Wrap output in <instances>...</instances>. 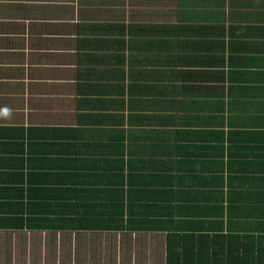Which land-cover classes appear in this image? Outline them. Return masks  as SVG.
I'll use <instances>...</instances> for the list:
<instances>
[{"label":"crops","instance_id":"0c3cea01","mask_svg":"<svg viewBox=\"0 0 264 264\" xmlns=\"http://www.w3.org/2000/svg\"><path fill=\"white\" fill-rule=\"evenodd\" d=\"M147 1L125 40L138 62L95 66L80 89L83 66L0 79L40 86L14 114L0 98V125L24 128L22 146L0 141V216L33 225L0 229V264H167L190 228L264 232L261 0Z\"/></svg>","mask_w":264,"mask_h":264},{"label":"trees","instance_id":"16d2710c","mask_svg":"<svg viewBox=\"0 0 264 264\" xmlns=\"http://www.w3.org/2000/svg\"><path fill=\"white\" fill-rule=\"evenodd\" d=\"M1 1L0 67L4 66V68H0V79L6 77V74L12 76L15 70L16 73H20L14 66H27L26 54L21 51L25 49L26 44L23 41L22 44L18 45L17 41L23 39L21 36L26 33V22L30 20L41 22V27L34 25L35 33L40 35L41 41L37 39L38 41L43 44L51 42L54 46L57 45V48L65 42L68 47L67 52L71 51L72 53L70 57L73 58L74 66H83L77 71L78 89L85 85L81 80V74L84 75L83 80H85V76L88 77L95 66H119L120 57L124 58L125 61L130 60L131 63L138 62L134 56L133 40L131 41V51H128L129 58L127 59L125 55L126 35L131 33L134 23L126 21L127 14L121 13V8L112 6L122 0H77V2L68 0L63 2V6L50 8H46L44 5L37 8L28 4L30 0ZM136 1L133 0V7H136ZM139 1H141L140 4L146 5L141 8L140 14H151L148 6L150 3L147 0ZM103 4L111 6L114 10L107 8V11H104L102 9ZM263 18L264 0H261L254 14V21L257 23L263 21ZM249 20L250 18L244 21L246 24L249 22V25H253L254 21ZM51 27H57L54 30L57 32L51 31ZM188 28L194 27L186 26V31L189 30ZM32 50L35 49L32 47ZM121 50L122 54H120ZM114 72V78H117V69ZM115 91L116 94L114 89L109 92L117 95V90ZM10 129L12 131H9ZM23 132L22 126H14L12 123L9 125L2 124L0 125V141L12 140L14 145L22 146ZM12 151V149L8 150V153ZM7 216H0L1 230L20 229L28 221V225L33 226L30 223L31 220H26L23 210L12 215L13 218H7ZM191 229L186 230L187 234L171 235L172 239L178 241L180 245L169 247L167 264H264V232L259 235L211 236L225 242L221 248H217L214 243L208 246L204 243L211 239L209 235L198 234L196 231L198 228ZM1 264H10V260L6 262L4 258Z\"/></svg>","mask_w":264,"mask_h":264},{"label":"rangeland","instance_id":"374dc122","mask_svg":"<svg viewBox=\"0 0 264 264\" xmlns=\"http://www.w3.org/2000/svg\"><path fill=\"white\" fill-rule=\"evenodd\" d=\"M67 1L68 0H30V3L28 4L32 6H36L37 8H39L38 6H43V5L46 8H50L52 6H60V5L63 6L64 5L63 2H67ZM0 2L2 1L0 0ZM75 2H77V0H75ZM132 2L133 0H122L118 4L112 5L121 8L120 9V11H122L121 13H125V15L127 14V20H126L127 22L131 21V19L134 16L135 7L132 6ZM94 5L97 6L96 4ZM77 8H78V4H77ZM107 8L113 9L111 6H106V4H103L102 9L104 11H107ZM34 25L35 26L40 25L41 27V22L35 20L27 21L26 31H25L26 33L23 36H21V38L23 39H19L17 41L18 45L22 44L23 41L26 44L25 49L21 50L23 53L26 54V65L31 66L30 69H33L32 66H35V70L42 69L41 66H45L48 70H53L54 66H74L73 58L70 57L72 53L71 51L67 52L68 47L65 44V42L62 43L61 47L59 48H57V45L54 46L53 44H51V42H45V44L41 43L40 42L41 39L39 38L40 35H37L35 33ZM56 29L57 27H51L50 30L56 33L57 31H54ZM47 30H49V28H47ZM37 39L40 41H38ZM45 39H47V37H45ZM32 47L35 50H32ZM18 67L22 68V71L24 73V66H18ZM0 68L3 69L4 67L1 66ZM32 73L33 71L28 72V75L26 76L24 82L22 83L14 82L11 80H4V81L0 80V82L3 83V84L0 83V85H2L0 90H3L4 92L6 91V94L0 92V98H4L3 102H5V107H6V110H4L5 112H10L14 114V112L20 111L21 108L23 107L26 108L27 105L30 107L32 106L30 105V102L28 100L23 103L21 101L24 94L25 97L26 94L31 95L32 93L35 92V90H38V88L40 87L34 85L37 84L36 81H33L31 83L30 76L32 75ZM41 84L44 85L45 83H41ZM59 86L61 85L58 82H56L51 87V89L53 91H58L60 89ZM12 87H18V88L11 89L12 90L11 91L9 88Z\"/></svg>","mask_w":264,"mask_h":264}]
</instances>
